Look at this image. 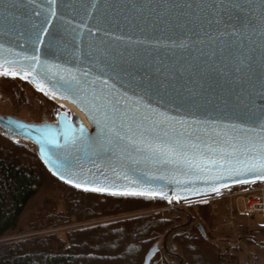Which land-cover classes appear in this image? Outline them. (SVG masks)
<instances>
[{"label":"water","instance_id":"1","mask_svg":"<svg viewBox=\"0 0 264 264\" xmlns=\"http://www.w3.org/2000/svg\"><path fill=\"white\" fill-rule=\"evenodd\" d=\"M23 2L30 3V0ZM227 2L228 0H56L58 16L52 18L48 0H34L29 15L33 16L35 23L47 16L53 19L57 27L63 26L66 29L62 32V38L58 39L55 53L48 49V36L45 34V43L39 45L42 61L60 65L61 68L78 75L89 72L88 79L93 76L108 79L109 85H114V93L122 100L121 109L134 106L136 98L140 97L142 111H148L143 108L144 104H148L157 113H162L174 121H183L191 130H201L198 132L200 139L211 144L217 139L216 132L225 126H255L237 104V97H247L252 93L256 103H261L256 95L260 90L259 80L255 78L260 72L261 39L252 32L251 27L242 29L240 36L221 35L231 33L232 28L225 27L228 17L218 16L213 6ZM238 2L244 5L249 2L259 4V0ZM93 4L96 5L95 8L92 7ZM37 12L40 13L39 16L35 15ZM255 14H259V8L255 9ZM6 15L0 8V45L3 46L0 56L15 60L18 59L15 55L17 52L33 54V45L25 43L24 38L17 35L13 22ZM238 15L239 20L233 23L242 28L252 13ZM68 20L72 23H66ZM49 27L51 31H56V28ZM253 27L258 30L255 21ZM185 38L187 46L180 47V42ZM34 75L37 80L43 81V92L72 104L84 115L88 125L76 112L71 114L72 120L69 123H72L73 128L83 126L89 136L98 135L93 120L81 106L70 96L57 91L51 81L38 73ZM26 80L36 87V80L31 76ZM137 83L143 86L136 87ZM96 87H100L99 82ZM124 92L131 99L123 97L121 94ZM57 121L63 122V116H58L54 122L42 123H29L10 116H0V126L5 135L34 144L38 158L50 174L79 190L111 195L140 191L141 188L124 179V174L127 173L129 180H132L145 172L149 177L165 176L164 180L156 179L152 187L162 189L166 196L150 198L168 201L205 197L226 188L264 182V179H256L252 175L241 178L247 179V183L234 182L227 175L222 182L205 181L178 172L171 166L162 168L159 164H146L142 159L139 166L131 165L130 161L125 162L126 158L113 157L111 153L99 154L97 148H89L85 144L81 146L79 153H75L73 149V170L80 175L69 184L66 182L67 177L60 178V169L54 162H46L47 156H52L55 161L62 150L46 143L42 145L37 139L40 135L36 131L37 127L47 124L59 128L61 125ZM17 122L33 127L20 129ZM176 127L179 130L181 125ZM240 134L255 135L253 132ZM58 140L62 144L63 136H59ZM42 146L44 152H41ZM129 166L135 174L129 170ZM76 183H80L81 187H76ZM222 184L225 186H221ZM93 188L107 190L93 191ZM213 188L218 191H212ZM157 250V245L149 249L143 264H149Z\"/></svg>","mask_w":264,"mask_h":264},{"label":"snow or ice","instance_id":"2","mask_svg":"<svg viewBox=\"0 0 264 264\" xmlns=\"http://www.w3.org/2000/svg\"><path fill=\"white\" fill-rule=\"evenodd\" d=\"M33 4L34 0H30V3H24L23 0L19 2L18 0H0V8L7 14L6 18L10 17L17 35L24 38L25 43L33 45L31 55L17 52L15 55L18 59L15 60L0 56V76L15 77L22 74V79L31 76L36 80V87L43 92L45 91L43 81L37 80L34 75L38 73L44 79L51 81L53 87L62 95L70 96L93 120L98 133L96 137L89 136L83 126L73 128L72 123H69L72 118L67 113L63 114V122L57 121L61 125L59 128H53L47 124L36 128L40 134L37 139L42 145L46 143L62 150L55 161L52 160V156L46 158V162H54L60 169L61 179L67 177L66 182L71 184L74 179L79 178L80 173L73 170L75 161L73 149L75 153H79L81 146L85 144L89 148H97L99 154L111 153L113 157L126 158L125 162L130 161L131 165L139 166L142 159L146 164H159L162 168L171 166L178 172H184L186 175H193L196 179L205 181L222 182L226 175L237 183L249 182L247 179H241L247 175L264 179V0H259V4L249 2L247 5L240 4L238 0H228L227 3L213 6L218 16L228 17L225 27L232 28L231 33H221L222 36H240L242 29L251 27L252 32L260 37L262 43L260 72L255 77L259 80L260 90L256 95L261 103H256L252 93H249L247 97H237V104L255 126L245 127L243 124L225 126L224 129L216 132L217 139L211 144L200 139L198 132L201 130H191L183 121H174L162 113H157L148 104L143 105V108L148 111H142L140 97L136 98L134 106L121 109L122 100L114 93V85H109L108 79L100 76L88 79L89 72L78 75L71 70L61 68L60 65L42 61L39 45L45 43V34L48 36V49L55 53L58 39L62 38V32L66 29L63 26L57 27L52 19L58 16L56 0H48L52 18L46 16L39 23L33 22V16L29 15ZM92 7L95 8L96 5L93 4ZM256 8H259L258 15L255 14ZM244 12L252 13V15L243 23L242 28L237 27L233 21L239 20L238 13ZM35 15L39 16L40 13L37 12ZM253 21L258 25V30L253 27ZM66 23L71 24L72 21L68 20ZM217 23H220V20H217ZM49 26L56 28V31H51ZM186 40L187 38L182 40L179 46H187ZM2 48L3 46L0 45V49ZM253 51L256 50L253 49ZM97 82L100 84L99 88L96 87ZM135 86L143 85L137 83ZM121 95L131 99L127 92ZM124 103L126 104L127 100ZM178 124L181 125L179 130L176 127ZM17 127L27 130L33 126L17 122ZM77 132L79 135H75ZM241 132H253L255 135H241ZM61 135L63 136L62 144L58 140ZM41 152H44L43 146ZM53 154L55 155V151ZM129 170L135 174L131 166ZM124 179L142 190L113 193L114 195L166 196L162 189L152 187L156 179H165L163 175L158 178L149 177L145 172L142 176L129 180L125 173ZM176 182L179 183V181ZM75 186L79 188L81 184L76 183ZM92 190L106 191L107 189L93 188ZM212 191H218V189L213 188Z\"/></svg>","mask_w":264,"mask_h":264},{"label":"trees","instance_id":"3","mask_svg":"<svg viewBox=\"0 0 264 264\" xmlns=\"http://www.w3.org/2000/svg\"><path fill=\"white\" fill-rule=\"evenodd\" d=\"M42 175L60 192L50 196L36 214L21 221ZM163 202L161 198L71 187L51 175L36 152L0 134V264H143L155 245L158 250L149 264H167L161 254L165 248L160 249V237L166 241L171 237L187 264H224L215 243L206 241L209 226L219 221L205 213L203 208L209 203L180 207L175 218L170 214L172 209L142 213ZM123 213L134 214L103 220ZM222 213L220 210L218 214ZM181 216L185 217L183 224ZM90 219L96 221L80 225ZM198 238L205 240L204 244H198Z\"/></svg>","mask_w":264,"mask_h":264},{"label":"rangeland","instance_id":"4","mask_svg":"<svg viewBox=\"0 0 264 264\" xmlns=\"http://www.w3.org/2000/svg\"><path fill=\"white\" fill-rule=\"evenodd\" d=\"M7 82L9 81H3V83ZM7 92H9V90ZM10 98V102H0V110L4 112H11V110L13 109L18 113H22L26 108H29L27 106H32L31 104L35 103V101L29 103L22 102L16 97V95H11ZM54 103L60 105L56 102ZM35 106H37L38 109L41 108V106H38V103H35ZM15 143L18 146L25 147V149L29 150L30 152H35L34 150H31L24 142ZM40 177L41 176H39L41 185L36 195L31 199V201L25 208L23 214L21 215V221H24L28 219L31 215L36 214V212H38L44 207L45 201L49 199L50 196H54L60 192L56 184L52 182V180H49L46 175H42L41 179ZM205 202L206 200L204 201L203 199L199 203L203 204ZM211 202L209 207L207 206L203 209L205 213L209 214L211 218H214L215 216L218 217L219 221L218 223L209 226V233H207L208 236L206 234V241L211 242V244L213 242L215 243V248L224 257V264H264V218L259 214L251 215L243 213V204L241 200H238L236 207L233 206L232 209L233 218L229 219V208H227L229 199H222L220 201ZM171 203L168 200H164V202L160 205H153L148 210H142V213H145L147 211L153 212L156 210L163 211L164 209H172V212L170 214H172L175 218L176 214H180V212H177L178 209H180V205L174 206V204L180 203V201L173 200ZM220 210H223L222 214H218ZM133 214L134 213H123L118 216L103 218V220ZM183 216L180 217L181 224H183L185 220V217ZM95 221L96 219H90L81 222L80 225H82V223L89 224ZM197 222L199 223V220H196V224ZM170 238L168 239V241H166V239L162 237H160L158 240L160 244V249L162 250L163 248H165V251H167V253L165 251L161 252V254L165 256L167 264H187L185 257L182 256L179 247L177 248L176 244ZM196 241L198 242V244L202 245L204 244L205 240L202 241L201 238H198L196 239Z\"/></svg>","mask_w":264,"mask_h":264},{"label":"flooded vegetation","instance_id":"5","mask_svg":"<svg viewBox=\"0 0 264 264\" xmlns=\"http://www.w3.org/2000/svg\"><path fill=\"white\" fill-rule=\"evenodd\" d=\"M4 80H7L9 82L3 83ZM7 89L9 90V92H7ZM11 95H16V97L22 102L29 103L35 101V103H38V106H41V108L38 109L37 106H35V103H33L31 104L32 106L26 105L29 108H26L22 113H18L13 109L11 110V112H4L0 110V116L2 117L10 116L29 123H42L46 121L54 122L58 116H63L64 113H67L69 116H71L72 114L71 112L66 110L65 107L55 104L45 95V92L40 91L28 80L22 79L20 76H0V102H10ZM57 113H60V115H57ZM0 134L6 138L11 139L14 142H24L31 150H34L36 152V147L34 144L30 143L29 141L22 140L18 137H8L4 134V129L1 126ZM206 202L209 203L210 206L211 201Z\"/></svg>","mask_w":264,"mask_h":264},{"label":"built area","instance_id":"6","mask_svg":"<svg viewBox=\"0 0 264 264\" xmlns=\"http://www.w3.org/2000/svg\"><path fill=\"white\" fill-rule=\"evenodd\" d=\"M204 201H220L224 199H229L227 208H229V219H232V209L233 206L236 207L237 201L241 200L243 204L242 212L245 214H259L264 218V182H256L251 184L240 185L236 187H230L221 190L218 193L212 194L210 196L179 200L180 203L174 204V206H187L192 204H197ZM178 200V199H174ZM172 202V201H171ZM170 202V203H171ZM172 204V203H171ZM178 204V205H177ZM173 206V205H172Z\"/></svg>","mask_w":264,"mask_h":264},{"label":"bare ground","instance_id":"7","mask_svg":"<svg viewBox=\"0 0 264 264\" xmlns=\"http://www.w3.org/2000/svg\"><path fill=\"white\" fill-rule=\"evenodd\" d=\"M45 95H46L49 99H51L52 101H54V102L60 104L61 106L65 107L66 110H68L69 112H71V113L76 112V113L78 114V116L82 119V121H83L86 125H88V123H87V121H86L84 115L81 114L80 112H78V111L74 108V106H73L72 104H70V103H68V102H65V101H62V100H60V99H58V98H55V97H53V96H51V95H49V94H46V93H45Z\"/></svg>","mask_w":264,"mask_h":264}]
</instances>
